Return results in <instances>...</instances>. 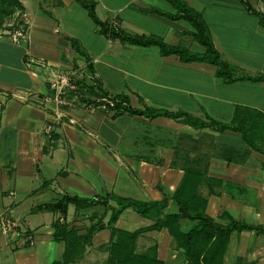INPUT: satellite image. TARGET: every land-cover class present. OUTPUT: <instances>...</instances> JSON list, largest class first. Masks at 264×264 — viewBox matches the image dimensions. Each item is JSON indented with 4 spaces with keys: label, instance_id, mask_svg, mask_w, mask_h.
I'll return each instance as SVG.
<instances>
[{
    "label": "crops",
    "instance_id": "0c3cea01",
    "mask_svg": "<svg viewBox=\"0 0 264 264\" xmlns=\"http://www.w3.org/2000/svg\"><path fill=\"white\" fill-rule=\"evenodd\" d=\"M94 1L99 19L117 31L205 53L193 38L192 24L180 17L181 3ZM179 1L201 16L235 76L264 77V0ZM18 2L22 11L0 26V214L21 222L35 243L0 232V264L61 261L65 246L56 260L63 243L54 239L57 220L81 234L102 224L87 248L108 254L113 227L135 231L155 220L126 209L109 226L116 203L110 199L105 205L104 198L113 194L150 202L166 197L164 213H174L178 207L170 198L188 171L201 177L198 191L207 200L208 216L224 225V214L264 224V80L228 83L218 78L215 65L184 61L176 54L163 55L156 45L138 46L103 35L77 0ZM20 28L26 38L16 44L7 32ZM239 40H250L254 47L234 44ZM80 68L94 77L102 94L125 99V106L134 110L185 111L205 122L228 125L239 117L253 146L232 129H197L169 117L131 114L122 110L125 106L111 114L44 107L48 75ZM19 90L31 95L4 96ZM57 112L66 116L58 119ZM47 123L54 124L51 139L43 134ZM65 195L100 198L101 204L79 210L69 205L66 216L37 211ZM180 223L183 231L193 225L188 220ZM154 245L159 260L187 263L167 230L140 235L137 251ZM224 263L264 264V234L233 232Z\"/></svg>",
    "mask_w": 264,
    "mask_h": 264
},
{
    "label": "trees",
    "instance_id": "16d2710c",
    "mask_svg": "<svg viewBox=\"0 0 264 264\" xmlns=\"http://www.w3.org/2000/svg\"><path fill=\"white\" fill-rule=\"evenodd\" d=\"M172 4L181 7L180 17L190 22L194 28L193 38L205 47L204 54H196L188 49L168 46L156 38H144L130 36L122 31H117L103 22L96 14V2L94 0H77V2L87 11L90 19L99 27L100 33L118 38L123 42H129L138 46L156 45L160 48L163 55L176 54L184 61L206 62L217 67V76L225 82L232 83L235 81H262L264 77L252 78L250 76H235L229 65L222 60L219 52L216 50L214 43L207 31L206 25L201 16L191 8L185 6L179 0H169ZM22 11V6L18 0H0V26L6 19L10 18L16 11ZM125 101V99H123ZM121 107V106H119ZM118 107V108H119ZM122 110L131 114L147 115L150 117H169L191 125L197 129L215 128L220 131L227 129L235 130L241 133L242 139L253 146L249 138V130L245 127V121L236 117L232 124H222L215 120L205 122L188 112L177 111L168 112L163 110H134L125 106ZM201 177L195 172L188 171L180 187L171 196V200L178 207L174 213H164L168 206V198L161 201H141L130 198H123L118 195H107L104 198V204L113 200L116 206L111 207V215L108 225L113 226L121 214L126 209H132L134 212L145 218H154L151 226L137 229L135 231H123L112 228V242L107 249L110 257L109 264H167L158 259L157 247L154 245L146 251H137V241L140 235L148 231L167 230L173 240L176 242L178 249H182L188 264H225L224 256L229 245L231 234L235 231H254L257 234H264V224L251 225L245 222L234 220L228 214H224L227 223L221 224L206 214L207 200L199 194ZM100 198H81L78 196H63L58 202L41 206L37 211H47L67 215L69 205H74L77 210L88 208L90 206L101 204ZM64 219V218H63ZM188 220L193 222L188 231H183L180 221ZM103 227L102 224L92 226L91 229L81 234L78 228L74 226L68 228L64 223L57 220L54 224V239L62 241L65 246L64 256L61 261L53 264H72L74 259L82 258V255L90 244L93 236Z\"/></svg>",
    "mask_w": 264,
    "mask_h": 264
},
{
    "label": "built area",
    "instance_id": "2783aa9c",
    "mask_svg": "<svg viewBox=\"0 0 264 264\" xmlns=\"http://www.w3.org/2000/svg\"><path fill=\"white\" fill-rule=\"evenodd\" d=\"M7 34L16 44H20L26 38V32L22 28L13 32L9 31ZM47 83L49 93L44 95L41 100V104L46 108L49 106H53L57 110L76 108L89 112L103 111L107 114H111L126 105L123 100L102 94L99 91L98 84L94 77L86 76V68L61 73L52 72L47 77ZM30 95V93L22 90L12 94L4 93L5 97H14L18 99H23L24 96ZM3 104V99H0V108ZM65 116L64 113L57 112L58 119ZM70 123L74 124L75 121L70 119ZM53 128V123H47L44 126L43 134L48 139L52 138ZM10 195L13 196L14 192H11ZM0 232L3 234L12 233L18 237H24L26 243L29 245H34L35 243L32 233L24 230L21 222L7 217L4 214H0Z\"/></svg>",
    "mask_w": 264,
    "mask_h": 264
},
{
    "label": "rangeland",
    "instance_id": "374dc122",
    "mask_svg": "<svg viewBox=\"0 0 264 264\" xmlns=\"http://www.w3.org/2000/svg\"><path fill=\"white\" fill-rule=\"evenodd\" d=\"M234 44H238V45L246 46V47H254V44H252V42L250 40H239V41H236V43H234ZM129 212H133V211H129ZM136 216H138V215L136 214ZM222 219L225 220V218L221 217V220ZM215 221L221 223L219 221V219L215 220ZM221 224H223V223H221ZM58 248H59V254H58L57 259L55 257L56 260L61 259V253L64 250L63 243H61V245H59ZM180 250L182 251V249H180ZM77 259L78 258L76 257L74 259V261L72 262V264H109V262H110L109 255L106 254V252L104 250H97L96 248H91V249L87 248L86 251L84 252V254L82 255V258L80 260H77ZM177 264H188V262L187 263L186 262H183V263L178 262Z\"/></svg>",
    "mask_w": 264,
    "mask_h": 264
}]
</instances>
